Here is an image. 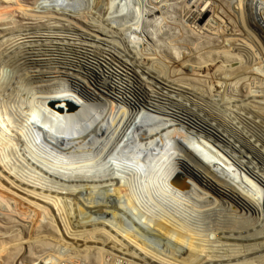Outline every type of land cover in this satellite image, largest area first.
I'll list each match as a JSON object with an SVG mask.
<instances>
[{
    "label": "bare ground",
    "instance_id": "6f19581e",
    "mask_svg": "<svg viewBox=\"0 0 264 264\" xmlns=\"http://www.w3.org/2000/svg\"><path fill=\"white\" fill-rule=\"evenodd\" d=\"M0 264H264V0H0Z\"/></svg>",
    "mask_w": 264,
    "mask_h": 264
},
{
    "label": "rangeland",
    "instance_id": "374dc122",
    "mask_svg": "<svg viewBox=\"0 0 264 264\" xmlns=\"http://www.w3.org/2000/svg\"><path fill=\"white\" fill-rule=\"evenodd\" d=\"M16 15L18 16L19 15V13L17 12L16 13ZM19 17H21V16H19ZM15 18H17L16 16H15ZM48 19L49 18H46V19H44L43 21L45 22V20L46 21H48ZM32 22V23H31ZM38 22V21H37ZM37 22L36 21H31V20H25L23 23H27V24H37ZM50 22H54V20H51ZM38 25V24H37ZM144 25H146V24H144ZM71 40V39H70ZM69 40V41H70ZM74 41H72L71 43H69V45H67L66 47H68V48H75L74 50L75 51H77V52H81V53H83V54H85V55H87V58H88V62H90V63H94V53L92 52L93 51V49L92 48H89V47H82V48H80L81 46L80 45H77L75 42L73 43ZM77 49V50H76ZM79 49V50H78ZM85 49V50H84ZM87 58L85 59H82L81 61H83L84 62V66H86V68L84 67L83 69H84V72L85 73H90L91 71H89V64L87 63ZM90 58V59H89ZM237 65H235L234 67H236ZM191 71H193V70H191ZM92 73V72H91ZM55 77V76H54ZM52 79V78H51ZM80 84H82V83H80ZM84 84H82V86H83ZM84 87H86L87 89H90L89 87H87V86H85L84 85ZM176 112V111H175ZM179 117V116H178ZM180 119H182V118H180ZM184 120V119H183ZM188 121V120H187ZM189 122H190V120H189ZM186 123V122H185ZM187 124V123H186ZM205 132L207 131V133H208V135H210V136H215V134H213L212 132H210L209 130H207V129H205L204 130ZM212 133V134H211ZM100 155V154H99Z\"/></svg>",
    "mask_w": 264,
    "mask_h": 264
}]
</instances>
